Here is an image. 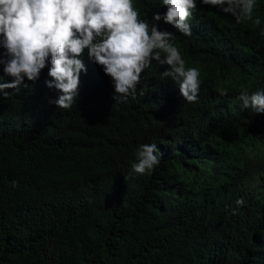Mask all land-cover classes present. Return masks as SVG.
Instances as JSON below:
<instances>
[{"label": "trees", "instance_id": "16d2710c", "mask_svg": "<svg viewBox=\"0 0 264 264\" xmlns=\"http://www.w3.org/2000/svg\"><path fill=\"white\" fill-rule=\"evenodd\" d=\"M133 3L150 23L166 11ZM157 23L200 71L194 103L155 60L135 98L114 100L86 53L71 108L49 103L46 68L0 96V264H264V113L236 98L264 90V35L199 0L190 36ZM153 143L160 163L134 173L135 149Z\"/></svg>", "mask_w": 264, "mask_h": 264}, {"label": "clouds", "instance_id": "9594fccd", "mask_svg": "<svg viewBox=\"0 0 264 264\" xmlns=\"http://www.w3.org/2000/svg\"><path fill=\"white\" fill-rule=\"evenodd\" d=\"M234 18L235 24L251 22L264 35V20L254 16L257 0H199ZM163 13H153L152 22L140 18L133 0H0V96L8 89L19 92L28 82L34 84L42 70L51 79L49 89L59 93L49 100L69 109L78 96L80 74L87 72L82 57L87 56L111 78L113 99L125 101L138 94L142 72L155 60L166 64L162 81L170 79L189 103L198 100L201 79L197 67L187 66L174 33L158 28L163 20L179 33L191 35L188 21L197 8V0H161ZM5 77L10 79L5 81ZM220 96L228 94L217 89ZM143 95L144 92H140ZM237 100L243 108L264 113V90L241 88ZM156 144H141L135 149L134 173L145 174L160 163ZM237 207L243 198L235 201ZM236 214V209H232Z\"/></svg>", "mask_w": 264, "mask_h": 264}]
</instances>
